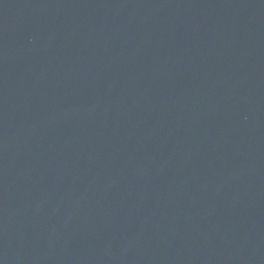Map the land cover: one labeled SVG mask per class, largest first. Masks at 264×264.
Here are the masks:
<instances>
[{"label": "water", "instance_id": "1", "mask_svg": "<svg viewBox=\"0 0 264 264\" xmlns=\"http://www.w3.org/2000/svg\"><path fill=\"white\" fill-rule=\"evenodd\" d=\"M0 264H264V0H0Z\"/></svg>", "mask_w": 264, "mask_h": 264}]
</instances>
